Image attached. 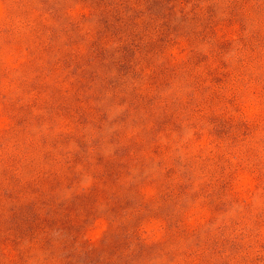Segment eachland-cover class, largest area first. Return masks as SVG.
Returning a JSON list of instances; mask_svg holds the SVG:
<instances>
[{
    "label": "rangeland",
    "instance_id": "374dc122",
    "mask_svg": "<svg viewBox=\"0 0 264 264\" xmlns=\"http://www.w3.org/2000/svg\"><path fill=\"white\" fill-rule=\"evenodd\" d=\"M0 264H264V0H0Z\"/></svg>",
    "mask_w": 264,
    "mask_h": 264
},
{
    "label": "trees",
    "instance_id": "16d2710c",
    "mask_svg": "<svg viewBox=\"0 0 264 264\" xmlns=\"http://www.w3.org/2000/svg\"><path fill=\"white\" fill-rule=\"evenodd\" d=\"M93 246L92 247H89V251L92 250ZM87 249V248H86ZM88 250V249H87Z\"/></svg>",
    "mask_w": 264,
    "mask_h": 264
}]
</instances>
